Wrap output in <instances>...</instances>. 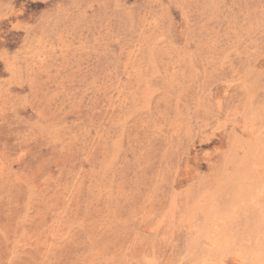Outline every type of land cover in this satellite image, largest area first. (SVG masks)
<instances>
[{
  "label": "rangeland",
  "instance_id": "obj_1",
  "mask_svg": "<svg viewBox=\"0 0 264 264\" xmlns=\"http://www.w3.org/2000/svg\"><path fill=\"white\" fill-rule=\"evenodd\" d=\"M0 264H264V0H0Z\"/></svg>",
  "mask_w": 264,
  "mask_h": 264
}]
</instances>
